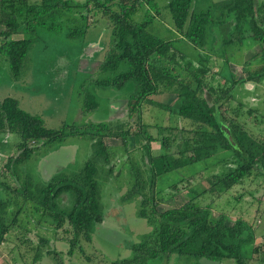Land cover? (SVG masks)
Instances as JSON below:
<instances>
[{
	"label": "trees",
	"instance_id": "16d2710c",
	"mask_svg": "<svg viewBox=\"0 0 264 264\" xmlns=\"http://www.w3.org/2000/svg\"><path fill=\"white\" fill-rule=\"evenodd\" d=\"M192 3L193 0L168 2L174 30L193 47L210 48L216 41L208 29L213 23L208 19L210 12L195 14L191 10ZM146 4L150 8L144 11L140 21H136L133 17L143 9L144 0H0V57L7 59L12 78L17 80L23 72L25 58L37 40L39 29L56 34L66 31L67 37L75 39L86 36L90 27L104 19L111 28L110 41L97 75L83 76L76 89V98L81 100V111L86 114L99 108L95 96L97 89L120 91L133 87L134 92L126 106L129 118L134 119L138 128L131 135L136 145H141L143 156L141 168L133 174L130 172L133 175L132 186L121 201L138 198V217L152 227L140 243L131 247L132 258L115 264H149L162 257L170 259L172 254L193 259L194 264H200L202 260H232L236 264H246V260L258 256L254 251L255 236L251 227L241 219L228 225L225 214L214 217L211 204L202 207L197 199L207 192L220 198L252 175H264V141L253 138L235 120L225 118L227 110L224 114L220 110L224 102L233 100L237 85L256 84L264 78V6L256 5L255 0H227L212 7L222 17L215 19V25L224 22V16L231 19L230 38L221 45L239 44L247 39L250 46L260 47L258 54L244 62L242 71L245 79L236 80L233 74L228 73L230 78L222 74V71H227L228 60L223 62L218 73L208 77L211 67L206 61V53L201 54L203 57L198 53L195 63L176 49L173 41L150 32L155 19L150 10L159 12L152 0H147ZM18 35L24 37L13 39ZM254 62L263 66L251 69ZM216 76L224 80L223 85L216 81L219 79ZM215 81L217 84L213 86ZM163 94L175 96L171 105L151 99ZM145 106L157 107L194 127L190 131L160 129L170 134L162 138L161 149L170 150L180 139L175 154L152 155L151 144L157 139L148 135L147 126L143 123ZM0 135H16L19 139L17 156L9 158L14 168L24 166L38 147L54 144L59 148L72 137L89 138L93 150L92 159L75 176L61 173L40 187L33 185L28 178H24L19 188L2 185V192L8 196H0V245L15 229L22 212L20 208H13L12 197H22L24 202L34 204L35 211L52 218L56 229L68 225L70 230L64 232L73 233L75 241L80 235L88 240L93 225L102 222L96 161L102 157L107 161L109 147L103 139H120L122 145L127 146L131 136L128 130H124L123 125L113 128L106 123L81 126L65 123L59 129H49L41 116L25 112L17 100L6 97L0 99ZM214 156L218 159L216 165L229 161L233 167L211 176L209 187L200 192L189 187V179L194 178V173L172 182L168 188L176 193L180 192L179 183L187 184L189 199L178 207L158 210L163 201L160 197L162 189H158L159 178ZM67 194L71 197V206L60 210L58 200ZM243 247L247 249L242 250ZM54 256L56 264H61L58 256Z\"/></svg>",
	"mask_w": 264,
	"mask_h": 264
},
{
	"label": "rangeland",
	"instance_id": "374dc122",
	"mask_svg": "<svg viewBox=\"0 0 264 264\" xmlns=\"http://www.w3.org/2000/svg\"><path fill=\"white\" fill-rule=\"evenodd\" d=\"M152 1L156 4L159 13L150 10V13L155 16L149 28L150 32L162 39L173 41L175 48L195 63H197L195 56L198 53L199 55L206 53L208 55L206 61L211 67L208 77L218 73L223 62L228 60L227 71H222V74L228 78H230L228 73L233 74L236 80L245 79L246 75L242 71L244 62L258 54L260 47L250 46L247 39L239 44L221 45L225 39L230 38L231 19L224 16V22L220 21V25H215L216 20L222 17L220 13L212 10V7L227 0H193L191 10L195 14L209 11L211 16L208 19L213 22L208 29H211L216 41L212 42L210 48L204 47L203 49L193 47L175 32L167 9L170 0ZM146 2L147 0H144L143 9L135 14L134 20L140 21L144 16V11L150 8ZM255 3L258 6H264V0H255ZM23 37L24 35H18L13 36V39ZM110 38L111 28L104 19L90 27L86 36L75 39L67 37L66 31L56 34L39 29L37 40L25 58L23 72L19 79L12 78L7 59L0 57V99L10 97L17 100L22 110L41 116L45 127L49 129H59L65 123L76 126L106 123L113 128L123 125L124 130H128L130 135L133 134L138 128L134 119L129 118L126 106L130 95L134 92L133 87L120 91L97 89L95 96L99 108L86 114L81 111V100L78 101L76 98V89L83 76L97 75ZM260 66L263 64L254 62L250 68ZM216 78L219 77L216 76ZM216 81L221 85L224 84L221 78ZM216 81L212 84L213 86H216ZM151 99L171 105L175 96L163 94ZM232 99L223 103L221 113L224 114L227 110L225 118L235 120L244 126L253 138L264 141V78L256 84L250 82L237 85ZM143 123L147 126L148 135L157 139V142L151 144L153 156L170 152L175 154L177 151L176 144L180 142V139L172 145L170 150L161 149L162 138L170 136L168 131H162L163 128H176L184 131L194 129L188 121H182L168 112L150 106H145L143 109ZM172 134H175V131H172ZM131 136L127 141V146H123L120 139H103L104 144L109 147L107 161H104V157L100 158L101 161H96V181L100 193L102 222L93 225L88 240L84 235H80L75 241L73 233L64 232L70 230L68 225L58 230L52 218L44 217L40 211H35L34 204L24 202L22 197H12L13 208H20L22 212L18 217L17 226L6 235L5 242L1 244L9 255L6 264H56L54 255L58 256L61 264H115L132 258L131 247L140 243L143 237L152 231V227L146 220L138 217V198L128 202L121 201V197L131 189L132 174L141 168L142 164L143 150L140 144L136 145ZM7 143L0 144L4 148V155H0V196L3 198L8 195L2 192V185H8L12 189L19 188L24 178H28L33 185L40 187L61 173L72 177L77 175L93 156L90 146L92 142L89 138L72 137L61 146L62 148L44 158L43 156L56 149L57 145L38 147L24 166L14 168L10 165L9 158L17 156L19 139L16 135H8ZM217 161V157L214 156L190 168L175 171L168 177L159 178L158 189H162L160 197L163 201L158 210L172 209L188 201L187 184L179 183L180 192L176 193L168 188L172 182L194 173V178L189 179V187H195L200 192L203 188L209 187L208 180L211 176L219 175L227 171L229 167H233L229 161L216 165ZM8 164L10 169H8ZM205 167L207 169L203 170ZM70 201V195H64L60 201L58 200L59 209L70 208ZM197 201L202 207L211 204L214 217L221 213L225 214L228 225H232L238 219L245 221L255 236L254 251L258 252V256L255 255L253 260H246V264H264L263 174L252 175L220 198H215L207 192L200 195ZM42 240H45V243ZM244 249L247 248L243 247L242 250ZM250 255L249 252L248 256ZM194 263L193 259L180 258L172 254L170 259L162 257L150 261L149 264ZM200 264L236 263L232 260L221 262L202 260Z\"/></svg>",
	"mask_w": 264,
	"mask_h": 264
},
{
	"label": "crops",
	"instance_id": "0c3cea01",
	"mask_svg": "<svg viewBox=\"0 0 264 264\" xmlns=\"http://www.w3.org/2000/svg\"><path fill=\"white\" fill-rule=\"evenodd\" d=\"M7 136L8 135H6V136H0V144L2 145L3 143H6V144H8L7 143ZM9 138V137H8ZM60 148H62V147H59V148H57V149H54L53 151H51V152H49V153H46L44 156H43V158L44 157H46L47 155H49V154H51V153H53V152H56V151H58ZM4 155V152L2 151V147H1V149H0V155ZM49 157V156H48ZM38 172V171H37ZM39 173V172H38ZM3 244V243H2ZM1 246V245H0ZM8 259H9V255H8V252H7V250L6 249H4L2 246L0 247V264H6V262L8 261Z\"/></svg>",
	"mask_w": 264,
	"mask_h": 264
}]
</instances>
